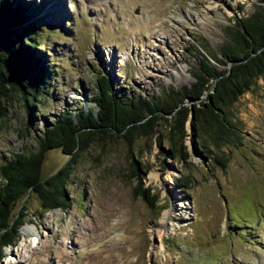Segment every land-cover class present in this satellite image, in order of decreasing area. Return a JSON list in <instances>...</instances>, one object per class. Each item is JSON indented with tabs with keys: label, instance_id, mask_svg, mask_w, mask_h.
Returning a JSON list of instances; mask_svg holds the SVG:
<instances>
[{
	"label": "rangeland",
	"instance_id": "obj_1",
	"mask_svg": "<svg viewBox=\"0 0 264 264\" xmlns=\"http://www.w3.org/2000/svg\"><path fill=\"white\" fill-rule=\"evenodd\" d=\"M23 1L36 19L31 37L40 45L47 82L31 120L16 94L0 101V163L32 150L34 137L63 107L96 110L90 97L98 73L109 75L124 97H158L169 86L193 81L189 70L206 53L201 44L216 55L225 28L259 3ZM233 107L242 120L241 142L221 148L228 161L223 167L212 159L214 146L195 149L188 124L186 160L168 157L167 142L156 144L149 134L134 136L131 145L108 132L93 138L70 168L68 206L39 216L38 197L28 194L25 223L15 244L3 247L0 264H264V77ZM45 155L42 175L68 160L58 148ZM183 174L188 188L175 187L173 178ZM137 183L156 193L153 207L134 192ZM165 210L170 230L158 236Z\"/></svg>",
	"mask_w": 264,
	"mask_h": 264
},
{
	"label": "trees",
	"instance_id": "obj_2",
	"mask_svg": "<svg viewBox=\"0 0 264 264\" xmlns=\"http://www.w3.org/2000/svg\"><path fill=\"white\" fill-rule=\"evenodd\" d=\"M258 1L250 14L234 18L225 28V41L217 50L220 56L201 44L206 53H201L196 66L189 70L193 81L169 86L158 97H124L113 89L109 75L98 73L94 79L96 91L90 97L96 110L63 107L34 137L32 150L14 153L0 163V253L18 240L19 227L25 223L23 199L28 194L37 195L39 216L68 206L65 187L70 168L79 152L103 133L118 134L128 145L134 136L149 134L156 144L167 142L168 157L186 160L188 124L195 149L214 146L218 152L212 159L220 167L226 166L227 156L221 148L241 142L242 120L233 113V105L243 92L252 90L258 77H264V0ZM28 8L23 0H0V101L10 93L16 94L23 99L27 119L31 120L38 103L35 97L45 91L47 73L43 55L38 53L40 45L31 37L36 34V19ZM208 55L226 68L211 64ZM3 114L0 110V116ZM50 148H58L68 160L55 172L42 175L41 164ZM132 171L140 176L137 167ZM173 183L188 188V174L173 178ZM150 190L137 183L134 192L153 207L158 199Z\"/></svg>",
	"mask_w": 264,
	"mask_h": 264
},
{
	"label": "bare ground",
	"instance_id": "obj_3",
	"mask_svg": "<svg viewBox=\"0 0 264 264\" xmlns=\"http://www.w3.org/2000/svg\"><path fill=\"white\" fill-rule=\"evenodd\" d=\"M152 176L156 177V174L153 173ZM169 218H170V211L165 210L160 218V224H164L165 226L159 227V229L156 232L158 236H161L162 234H166L170 230V226H167V221L169 220Z\"/></svg>",
	"mask_w": 264,
	"mask_h": 264
},
{
	"label": "water",
	"instance_id": "obj_4",
	"mask_svg": "<svg viewBox=\"0 0 264 264\" xmlns=\"http://www.w3.org/2000/svg\"><path fill=\"white\" fill-rule=\"evenodd\" d=\"M192 110H193V108L191 107V110H190V112H189V116H190V118H191V116H192ZM198 150H200V149H198ZM199 153H200V152H199ZM200 155H201V154H200ZM201 157H202L203 160L205 159L204 156L201 155ZM174 186L176 187L175 184H174Z\"/></svg>",
	"mask_w": 264,
	"mask_h": 264
}]
</instances>
